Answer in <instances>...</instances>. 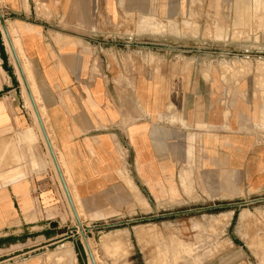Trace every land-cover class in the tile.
Masks as SVG:
<instances>
[{
    "label": "crops",
    "instance_id": "obj_1",
    "mask_svg": "<svg viewBox=\"0 0 264 264\" xmlns=\"http://www.w3.org/2000/svg\"><path fill=\"white\" fill-rule=\"evenodd\" d=\"M6 4L26 62L10 61L25 81L24 63L34 83L35 73L77 211L80 200L111 217L116 200L129 204L138 195L165 209L191 183L209 200L264 194L263 100L248 98V86L246 97L222 95L203 54H185L173 32L142 30L171 0ZM11 93L0 90V264H49L50 249L67 247L77 259L70 264H80L78 224L53 158ZM135 229H121L133 246ZM200 264L252 261L244 244L230 240L228 250Z\"/></svg>",
    "mask_w": 264,
    "mask_h": 264
},
{
    "label": "rangeland",
    "instance_id": "obj_2",
    "mask_svg": "<svg viewBox=\"0 0 264 264\" xmlns=\"http://www.w3.org/2000/svg\"><path fill=\"white\" fill-rule=\"evenodd\" d=\"M171 1L174 6L162 8V13L155 22L142 23V30L173 32L174 38L182 41L180 48L186 50L185 54L196 53L206 57L204 62L207 69L217 76L222 95L232 98L246 97L245 87L248 86V98H262L264 105V0ZM0 11V52L5 55V58L0 55L3 60L0 69V90L3 89V93L12 90V97L20 98L31 120L40 129L39 133L41 131L49 155L46 138L28 101L30 95L26 83L29 86L31 80L29 66L27 63L23 65L26 82L15 63L10 61V57L12 60L14 58L10 45L12 39L18 42V56L26 62L18 31L13 23L9 22L6 0H0ZM8 19L9 21H6ZM2 20L6 28L2 25ZM196 35L201 38L199 42L189 39L190 36ZM34 81L40 96L35 73ZM30 87L33 93V87ZM38 108L42 111L39 105ZM259 126V142L264 143V106ZM45 128L56 151L47 122ZM183 169L185 168H180L181 172ZM189 169L192 175L194 171L197 173V168ZM213 169L209 167L207 172L211 173ZM194 185L196 183H191V191L185 188V195L183 192L178 193L177 198L171 199L173 204L165 209L157 208L156 201L149 196L146 197L151 207L141 201L140 195L129 204L122 205L121 200H116L115 205L106 213L111 217H104L102 208L93 212L96 210L82 205L79 200L82 228L96 263L144 264V258L151 257L149 260L153 264H200L228 250L230 240H239L248 250L252 264H264V194L209 200L199 196L202 193L198 192L197 188L192 192ZM127 227H136L132 237L134 246L132 242L128 243L122 234L121 229ZM76 235L79 263L93 264L79 226ZM70 248L58 251L50 249L47 262L75 263L77 259Z\"/></svg>",
    "mask_w": 264,
    "mask_h": 264
},
{
    "label": "water",
    "instance_id": "obj_3",
    "mask_svg": "<svg viewBox=\"0 0 264 264\" xmlns=\"http://www.w3.org/2000/svg\"><path fill=\"white\" fill-rule=\"evenodd\" d=\"M0 16H2V15H1V11H0ZM2 25L4 26V28H6V24L3 22V20H2ZM16 58H17V57H16ZM17 60H18V58H17ZM18 62H19V60H18ZM27 86H28V85H27ZM28 90H29V94H30L31 100H32V102H33L34 108L36 109L37 116H38V120H39V122H40V126H41V128H42V131H43V133H44V136H45V138H46V141H47V144H48V148H49V150H50V153H51V156H52V158H53V161H54V163H55V165H56V168H57L58 174H59V176H60V180H61V182H62V184H63V187H64V190H65V193H66V196H67L68 202H69V204H70V207H71V209H72V212L74 213V216H75V218H76L77 224H78V226L81 228V231H82V233H83V238H84V242H85L86 250H87V252H88V254H89L90 258H91L92 263H93V264H97V263H96V260H95V258H94V255H93V253H92V250H91V248H90V245H89V243H88V239H87V237H86V235H85V233H84V228H82V221H81V219H80V217H79V215H78V212H77V210H76V206H75L74 201H73V199H72V196H71V193H70L69 187H68V185H67V183H66V181H65V179H64V176H63V174H62V171H61V168H60V165H59V162H58V159H57L56 153H55V151H54V149H53V147H52V144H51V142H50V140H49V137H48V135H47V132H46L45 127H44V124H43V122H42V120H41V117H40L39 112H38V110H37V106H36L35 100H34V98H33V96H32V93H31L29 87H28Z\"/></svg>",
    "mask_w": 264,
    "mask_h": 264
},
{
    "label": "bare ground",
    "instance_id": "obj_4",
    "mask_svg": "<svg viewBox=\"0 0 264 264\" xmlns=\"http://www.w3.org/2000/svg\"><path fill=\"white\" fill-rule=\"evenodd\" d=\"M240 19V18H239ZM11 30H12V27H11ZM8 32H9V34H10V29L8 30ZM8 32L6 31V34L8 35ZM68 39V38H67ZM17 44H18V42L17 41H15L14 42V40H12V41H10V45H11V48H12V53H13V55L15 56V57H17L18 58V55H17V53H18V50H17ZM17 51V52H16ZM19 54H20V52H19ZM21 55V54H20ZM24 69V68H23ZM24 73H25V70H24ZM30 73V78H31V80L29 81V86H27V87H30V84H31V87L30 88H32L33 87V93H32V96H33V98H34V100H35V103H36V106H37V110H38V112H39V115H40V117H41V120H42V122H43V124H44V127H45V124H46V122H47V120H46V118H45V112H44V108L42 107V106H40V104H39V102H40V97H39V92H38V89H37V87H36V85H35V83L33 82V78H32V73H31V71L29 72ZM28 80V79H27ZM26 85H28V83H26ZM30 95V94H29ZM29 102H30V104H31V106H32V109H33V112H34V114H35V118H36V121H37V123L39 124V126H40V122H39V120H38V116H37V112H36V109L34 108V105H33V102H32V100H31V97H30V100H29ZM38 105H39V107L40 108H42L41 110L42 111H40V109L38 108ZM40 128H41V126H40ZM42 129V128H41ZM45 130H46V128H45ZM47 132V131H46ZM48 135V134H47ZM50 140V139H49ZM47 142V141H46ZM51 142V141H50ZM52 144V143H51ZM48 145V144H47ZM53 147V146H52ZM54 149V148H53ZM50 151V150H49ZM55 151V150H54ZM51 154V153H50ZM57 156V155H56ZM58 159V158H57ZM58 162H59V160H58ZM55 164V163H54ZM59 165H61V163H59ZM55 167H56V165H55ZM60 168H61V171H62V167L60 166ZM56 170H57V168H56ZM57 173H58V171H57ZM62 174H63V176H64V179H65V174L63 173V171H62ZM59 175V174H58ZM59 178H60V176H59ZM61 181V180H60ZM65 181H66V179H65ZM62 183V182H61ZM67 183V182H66ZM68 185V184H67ZM62 186H63V184H62ZM64 188V187H63ZM65 191V190H64ZM66 194V193H65ZM72 199H73V197H72ZM74 201V200H73ZM75 204V203H74ZM77 210V209H76ZM78 212V215H79V217H80V212L79 211H77ZM74 214V213H73ZM71 249V248H70Z\"/></svg>",
    "mask_w": 264,
    "mask_h": 264
},
{
    "label": "built area",
    "instance_id": "obj_5",
    "mask_svg": "<svg viewBox=\"0 0 264 264\" xmlns=\"http://www.w3.org/2000/svg\"><path fill=\"white\" fill-rule=\"evenodd\" d=\"M0 69H2V60L1 59H0Z\"/></svg>",
    "mask_w": 264,
    "mask_h": 264
}]
</instances>
